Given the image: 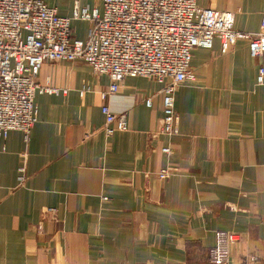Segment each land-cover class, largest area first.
Listing matches in <instances>:
<instances>
[{
	"label": "crops",
	"instance_id": "0c3cea01",
	"mask_svg": "<svg viewBox=\"0 0 264 264\" xmlns=\"http://www.w3.org/2000/svg\"><path fill=\"white\" fill-rule=\"evenodd\" d=\"M42 1L61 17L101 11V0ZM197 5L232 12L238 32L261 29L264 0ZM71 27L87 38L88 22ZM261 65L246 40L193 50V80L175 92L178 135L166 136L164 83L127 78L111 94L87 64H45L38 83L54 92L36 97V124L0 142V264H210L227 232L240 236L230 264H264ZM102 106L128 130L108 136Z\"/></svg>",
	"mask_w": 264,
	"mask_h": 264
},
{
	"label": "built area",
	"instance_id": "2783aa9c",
	"mask_svg": "<svg viewBox=\"0 0 264 264\" xmlns=\"http://www.w3.org/2000/svg\"><path fill=\"white\" fill-rule=\"evenodd\" d=\"M75 20L90 24L85 40L73 38ZM234 22L232 12L201 8L197 0H101V11L76 7L70 18L59 16L42 0H0V141L14 131L30 134L38 117L36 97L54 92L38 83L41 69L59 62H81L95 76H108L111 94L127 78L164 83L159 133L178 135L175 92L193 80V50L211 48L219 39L227 53L246 40L254 59L264 56V18L253 35L236 31ZM258 84L264 87V65ZM102 113L108 136L128 130L125 115L117 116L108 106H102ZM20 172L22 181L24 168ZM159 176L165 179L168 173ZM239 241L237 233H221L209 252L210 264H230V247Z\"/></svg>",
	"mask_w": 264,
	"mask_h": 264
},
{
	"label": "rangeland",
	"instance_id": "374dc122",
	"mask_svg": "<svg viewBox=\"0 0 264 264\" xmlns=\"http://www.w3.org/2000/svg\"><path fill=\"white\" fill-rule=\"evenodd\" d=\"M3 140H1L0 142H2ZM227 233H235V232H227ZM231 248V247H230ZM231 252V251H230Z\"/></svg>",
	"mask_w": 264,
	"mask_h": 264
}]
</instances>
